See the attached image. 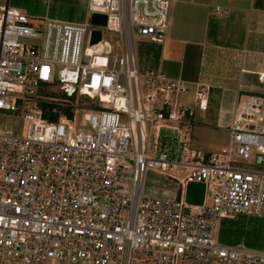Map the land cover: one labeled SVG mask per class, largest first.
Here are the masks:
<instances>
[{
    "label": "built area",
    "instance_id": "obj_1",
    "mask_svg": "<svg viewBox=\"0 0 264 264\" xmlns=\"http://www.w3.org/2000/svg\"><path fill=\"white\" fill-rule=\"evenodd\" d=\"M170 3L89 0L91 15H107L101 27L36 25L0 6V117L27 122L23 135L0 126V264H264V251L218 240L221 218L264 211V168L239 165L264 156V96L234 109L224 152L194 148L195 112L180 100L192 82L142 70L135 50L138 36L165 40ZM94 28L103 39L91 45ZM193 85L207 106L209 86ZM44 87L91 103L50 121L29 105ZM148 169L204 183L203 204L185 191L146 196Z\"/></svg>",
    "mask_w": 264,
    "mask_h": 264
},
{
    "label": "crops",
    "instance_id": "obj_2",
    "mask_svg": "<svg viewBox=\"0 0 264 264\" xmlns=\"http://www.w3.org/2000/svg\"><path fill=\"white\" fill-rule=\"evenodd\" d=\"M170 1L165 40L135 39L139 65L142 70L153 68L192 82L180 98L195 112L190 123L192 145L205 152H224L234 109L252 96H264V82L259 78L264 74V0ZM5 4L36 20L88 23L91 17L89 0H0V6ZM193 82L209 86L207 106L196 102L198 88ZM158 104L163 106V101ZM196 130L206 140H196ZM222 131L227 133L224 138ZM143 191L148 197L177 199L186 187L178 179L148 169ZM218 240L227 246L264 251V211L221 218Z\"/></svg>",
    "mask_w": 264,
    "mask_h": 264
},
{
    "label": "rangeland",
    "instance_id": "obj_3",
    "mask_svg": "<svg viewBox=\"0 0 264 264\" xmlns=\"http://www.w3.org/2000/svg\"><path fill=\"white\" fill-rule=\"evenodd\" d=\"M32 22L36 25H39L41 22L36 19H31ZM114 35V36H113ZM106 38L114 43L116 40V33H112L111 36L107 35ZM91 103V100L86 97L68 99L63 96L61 92L57 90L56 87H44L40 90L37 97L33 98L30 101V106L34 108H38L43 111L44 115L50 121H59L61 119H76L80 118L83 115V106L88 107ZM44 104H52V108H48L46 111L42 108ZM68 112H70L68 114ZM201 111L196 108V117H200ZM52 117H56V119H52ZM0 126L7 127L14 131L17 135H23L26 131L27 122L18 117L11 116H2L0 117ZM197 130L195 131V137H200L203 140H206L205 137L197 134ZM226 131H222L223 138L226 135ZM197 143V142H196ZM240 166L254 169H262L264 168V164H260L256 161V163L251 162H240ZM172 173L171 171H168ZM177 174L180 178L185 176L184 172L178 171Z\"/></svg>",
    "mask_w": 264,
    "mask_h": 264
},
{
    "label": "water",
    "instance_id": "obj_4",
    "mask_svg": "<svg viewBox=\"0 0 264 264\" xmlns=\"http://www.w3.org/2000/svg\"><path fill=\"white\" fill-rule=\"evenodd\" d=\"M90 23L96 27L106 26L107 15L101 13H93L90 17ZM103 39V31L101 28H94L91 34L90 44H98ZM258 162L264 164V156H258ZM206 186L204 183L190 182L186 186V201L192 205H202L205 198Z\"/></svg>",
    "mask_w": 264,
    "mask_h": 264
},
{
    "label": "trees",
    "instance_id": "obj_5",
    "mask_svg": "<svg viewBox=\"0 0 264 264\" xmlns=\"http://www.w3.org/2000/svg\"><path fill=\"white\" fill-rule=\"evenodd\" d=\"M53 107V105L52 104H44V105H42V108L46 111L48 108H52ZM70 112H68V114H69ZM52 119H56V117H52Z\"/></svg>",
    "mask_w": 264,
    "mask_h": 264
},
{
    "label": "bare ground",
    "instance_id": "obj_6",
    "mask_svg": "<svg viewBox=\"0 0 264 264\" xmlns=\"http://www.w3.org/2000/svg\"><path fill=\"white\" fill-rule=\"evenodd\" d=\"M89 51H90V52H92V51H93V48H92V47H91V48H89Z\"/></svg>",
    "mask_w": 264,
    "mask_h": 264
}]
</instances>
